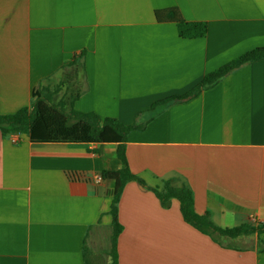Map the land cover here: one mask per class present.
I'll use <instances>...</instances> for the list:
<instances>
[{"label":"crops","instance_id":"crops-1","mask_svg":"<svg viewBox=\"0 0 264 264\" xmlns=\"http://www.w3.org/2000/svg\"><path fill=\"white\" fill-rule=\"evenodd\" d=\"M180 21L207 32L182 38ZM258 47L264 0H0V114L43 97L139 125L125 154L149 187H188L196 213L220 228L264 224V58L152 108ZM97 150L0 132V264H90L86 247L105 222L112 231L115 195L113 180L98 193L92 178L122 167L115 144ZM117 215L118 264H264V234L219 244L184 220L177 199L163 206L136 181Z\"/></svg>","mask_w":264,"mask_h":264},{"label":"trees","instance_id":"trees-1","mask_svg":"<svg viewBox=\"0 0 264 264\" xmlns=\"http://www.w3.org/2000/svg\"><path fill=\"white\" fill-rule=\"evenodd\" d=\"M177 31L182 38H201L207 32V23L180 21L177 23ZM263 58L264 47L252 49L207 74L202 82L187 94L156 102L152 108L171 102L191 100L202 90L213 87L230 72ZM79 66L84 71L82 62ZM137 129H140L139 125H125L117 119L102 118L94 113H82L75 110L66 112L43 97H37L28 107H23L14 114H0V132L6 137L11 134H27L33 143H83L89 146L97 144L98 148L105 144L116 145L115 156L122 163L121 169L115 172H102L105 180L115 182V195L109 212L112 218L110 264H118L117 237L122 231V226L118 221L117 204L123 187L129 181H136L141 186L151 189L163 206L169 205L171 199H177L184 220L199 231L211 236L219 244H222L223 240L264 234V224H257V222L231 228H220L209 219L207 214L196 213L192 193L188 187H174L170 181H165L161 189L152 188L133 174L126 158L125 144L128 134ZM94 152L97 154L98 150L96 149ZM260 249L261 246H258V250Z\"/></svg>","mask_w":264,"mask_h":264},{"label":"rangeland","instance_id":"rangeland-1","mask_svg":"<svg viewBox=\"0 0 264 264\" xmlns=\"http://www.w3.org/2000/svg\"><path fill=\"white\" fill-rule=\"evenodd\" d=\"M110 217V214H109ZM104 224H107L100 231V234L98 235L97 239H94L90 242H88V247H86V257L90 264H109V243L112 235L111 228L108 227V223L105 222ZM248 242V241H246ZM226 243L230 244V241H226ZM237 246H247L248 244H243L242 241H238L234 243Z\"/></svg>","mask_w":264,"mask_h":264},{"label":"built area","instance_id":"built-area-1","mask_svg":"<svg viewBox=\"0 0 264 264\" xmlns=\"http://www.w3.org/2000/svg\"><path fill=\"white\" fill-rule=\"evenodd\" d=\"M80 53L81 52H79V54ZM89 147L92 150H96L98 148V145L97 144H93V145H90ZM92 181H93V186H94L95 191L98 192V193L101 192L102 183L104 182V178H103L102 174H94V176L92 178ZM252 222L256 223L257 221L253 220Z\"/></svg>","mask_w":264,"mask_h":264}]
</instances>
